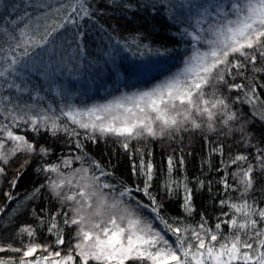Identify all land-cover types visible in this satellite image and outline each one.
I'll return each instance as SVG.
<instances>
[{"label":"snow or ice","instance_id":"1","mask_svg":"<svg viewBox=\"0 0 264 264\" xmlns=\"http://www.w3.org/2000/svg\"><path fill=\"white\" fill-rule=\"evenodd\" d=\"M105 7L124 19L163 17L172 45L139 31L114 34L98 20ZM93 27L98 52L89 49ZM177 56L182 66L171 72L166 65ZM109 80L151 86L73 103ZM261 91L264 0H0V178L18 154L26 159L10 189L33 156L40 178L22 198L3 193L0 233L15 231L13 242H0V264H264V133L251 128H264ZM28 133L62 135L71 150L49 159L52 148ZM190 133L206 148L201 176L191 178L183 147ZM229 139L244 150L233 152ZM109 140L127 154L131 184L86 148ZM157 140L179 148L160 166L146 147ZM213 171L218 180L207 178ZM216 185L214 222L201 212L190 223L196 193ZM44 192L55 211L28 207L32 222L16 224L19 209ZM160 193L179 200L182 215L166 214ZM40 232L51 242H37Z\"/></svg>","mask_w":264,"mask_h":264},{"label":"trees","instance_id":"2","mask_svg":"<svg viewBox=\"0 0 264 264\" xmlns=\"http://www.w3.org/2000/svg\"><path fill=\"white\" fill-rule=\"evenodd\" d=\"M19 2V0H18ZM105 16L98 17L99 23L108 27L109 25H113L118 30L117 33L121 36L127 35L129 32L132 31H139L142 33L147 34L148 40L154 42L155 44H159L160 42L167 43L172 45V38L171 32L174 29L171 28L170 24L160 16L152 17L148 15H140L136 14L133 15L131 12L127 13V19L121 18L120 12H113L110 8L105 7ZM114 17V18H109ZM111 31V28H109ZM99 34L97 30L93 27L91 28V38L89 39V49L93 52H98L99 47H102L100 40L98 39ZM178 39V37H177ZM182 58L177 56V58L168 61L166 67L171 71L175 72L178 68L182 66L181 64ZM167 74V73H166ZM158 79H162V77H158ZM151 84H143L137 83L135 80L131 81L128 86H125L123 83H114L113 81L109 80L105 84H101L99 89H95L92 92H88L86 95L81 94L77 95L73 99V103L78 106L83 105H92L94 103H104L107 102L109 99L119 95L122 92H133L138 89H144L150 87ZM261 96L264 97V91H261ZM49 99H51V94H49ZM245 113H248L249 109L247 106L243 108ZM251 128L260 135L264 133V128H262L259 121H256ZM28 138L30 140L36 139L38 140L39 144H44L53 150V156L49 159H55L57 156L64 154L67 155L70 152V147L65 143L66 137L62 135L56 138L50 137L47 134H43L39 138L33 137L31 133H28ZM227 145L232 146V151H243L242 147H238L233 143L232 139L225 141ZM144 146V145H140ZM147 148H150L153 152V162L160 166L164 161L166 156L171 153L173 148H176L177 154H179V148L175 143L169 148L167 147V143H162L161 141H152L149 143ZM183 147L185 153H191V155H186L185 160L187 164V173L189 178L194 176H201V157L205 155L206 148L204 147L203 141L199 133L195 134H185ZM86 148L89 153L94 156L95 158L101 160V162H107L111 160L112 164L116 167L114 169L116 178L123 179L125 182L131 184L133 182V178L131 177V165L128 160V156L126 153L123 152L119 148L117 144H114L111 140L107 141V143L98 141L97 144L93 145L90 142H86ZM26 159L24 155L18 154L14 160L10 162V165L7 167V177L0 178V205L4 203V196L3 193L6 191L11 190L13 195L19 194V198L25 196V194L29 193L33 187L37 186L40 182V178L37 177L34 169L37 166L38 158L33 156L31 158L32 162L27 166L25 170H23V175L21 176L18 185L15 189H10L8 181L12 178V176L16 173L17 168L19 165ZM215 163V159L213 161ZM78 166V165H75ZM205 178V177H202ZM207 178H212L214 180L219 179V175L213 171L208 173ZM219 185L214 186L213 193L210 194L206 189L196 193L194 196V204L196 206V212L194 214V218L189 220L190 223L194 222L195 220H199L200 213L204 212L209 218V222H214V217L218 214L219 208L216 207L212 201V195L215 193ZM44 197H48V200L51 203L46 205V201ZM159 197L161 198L162 202L165 205L164 212L170 216H179L182 215L180 209V202L179 200H168L163 197V194L160 193ZM143 199V197H141ZM48 206L53 211L56 208V202L51 199L47 192L42 194V198L35 202H29V204L22 206L19 209V212L16 213V224H24V223H31L32 219L31 216L26 214L28 207H44ZM17 204L13 203L10 205V208H16ZM7 217L0 223H5ZM15 229L10 228L7 233H0V242L9 243L13 242L12 234L14 233ZM227 228H225V232ZM66 239H71V237L67 234L66 231ZM37 242L39 243H50L51 237L46 236L45 233L40 232L37 236ZM17 246H19L18 242Z\"/></svg>","mask_w":264,"mask_h":264},{"label":"rangeland","instance_id":"3","mask_svg":"<svg viewBox=\"0 0 264 264\" xmlns=\"http://www.w3.org/2000/svg\"><path fill=\"white\" fill-rule=\"evenodd\" d=\"M101 87V84H97V85H95L93 88H92V90L91 91H89V92H92V91H94L95 89H99ZM134 92V91H133ZM128 93H131V92H128ZM81 95V94H80ZM121 95V93L119 94V95H117V96H115V97H118V96H120ZM114 98V97H113ZM113 98H111V99H109V100H112ZM108 100V101H109ZM107 101V102H108ZM104 103H106V102H104ZM94 104H100V103H94Z\"/></svg>","mask_w":264,"mask_h":264}]
</instances>
